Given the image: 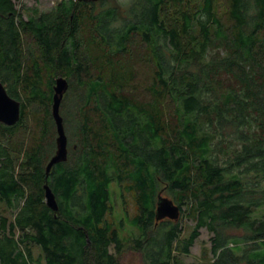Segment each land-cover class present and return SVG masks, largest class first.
I'll return each mask as SVG.
<instances>
[{
    "label": "trees",
    "instance_id": "trees-1",
    "mask_svg": "<svg viewBox=\"0 0 264 264\" xmlns=\"http://www.w3.org/2000/svg\"><path fill=\"white\" fill-rule=\"evenodd\" d=\"M56 1L25 17L0 0V81L21 103L16 125L0 122V202L14 214L0 216V264H42L35 246L45 264H120L114 184L136 197L143 264H182L204 228L212 264H264V0ZM60 77L72 149L48 175ZM164 190L195 223L185 237L157 221Z\"/></svg>",
    "mask_w": 264,
    "mask_h": 264
},
{
    "label": "rangeland",
    "instance_id": "rangeland-1",
    "mask_svg": "<svg viewBox=\"0 0 264 264\" xmlns=\"http://www.w3.org/2000/svg\"><path fill=\"white\" fill-rule=\"evenodd\" d=\"M119 3L126 5L130 0H117ZM17 9L23 12L25 17L30 15V10L27 8H38L41 12L48 11L52 9L56 4V0H15ZM114 0H107L105 2V8L113 6ZM219 8L221 14H225L227 7L224 3H219ZM101 9V5H98V10ZM226 15V14H225ZM141 61L137 62L136 66H143L140 64ZM142 63V62H141ZM139 67V68H140ZM138 69V67L136 68ZM145 67L142 69V73L138 74V81L144 80L145 78ZM140 72V70H138ZM139 81V82H140ZM136 84V82H134ZM70 118V116H69ZM71 121V120H70ZM71 124V122H70ZM74 130L70 129L69 136L73 137ZM56 142V141H55ZM70 150L72 149V144L69 141L68 144ZM113 191V202L111 204V211L108 214V222L111 223L114 228L118 229L120 236L123 239V253L120 258V264H143L142 257L139 252L134 249L133 238L138 234V231L134 229L130 223L131 219L138 214V204L136 197L133 193H127L123 191L116 184L112 187ZM163 196L173 199L172 195L167 191H162ZM258 215H261L259 213ZM0 216L8 217L13 220V212L7 207L3 202H0ZM181 222L184 229L183 237L187 236L193 229L195 223L187 218V216L181 215L180 219L177 220ZM233 235L242 236L241 231H232ZM212 234L206 229L201 230V236L191 248V253L189 255L182 256V264H212L213 254L211 253V238ZM112 252L115 253L114 247L111 248ZM35 259L42 260V264H45L43 259L42 251L39 247L35 246L33 248Z\"/></svg>",
    "mask_w": 264,
    "mask_h": 264
},
{
    "label": "water",
    "instance_id": "water-1",
    "mask_svg": "<svg viewBox=\"0 0 264 264\" xmlns=\"http://www.w3.org/2000/svg\"><path fill=\"white\" fill-rule=\"evenodd\" d=\"M93 1L99 0H82ZM69 89V82L66 78L60 77L57 79L54 86V104H53V116L57 124L58 138H57V151L51 158L47 165V174L49 175L53 167L61 162H66L69 156L68 149V137L65 131L64 119L61 115V104L66 92ZM21 118V103L10 96L6 86L0 81V122L8 126L16 125ZM46 199L48 206L55 212H59L60 207L51 187L46 184ZM181 217V209L175 202L163 196L159 195L158 207H157V221L164 219L179 220Z\"/></svg>",
    "mask_w": 264,
    "mask_h": 264
}]
</instances>
